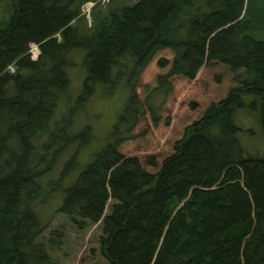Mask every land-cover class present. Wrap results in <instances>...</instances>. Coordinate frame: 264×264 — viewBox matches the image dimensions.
Here are the masks:
<instances>
[{"label": "trees", "instance_id": "obj_1", "mask_svg": "<svg viewBox=\"0 0 264 264\" xmlns=\"http://www.w3.org/2000/svg\"><path fill=\"white\" fill-rule=\"evenodd\" d=\"M95 5L90 18L83 7ZM0 21V264H264V156L235 115L254 94L264 130V0H13ZM7 25V26H6ZM40 54L33 57L32 47ZM87 77L69 113V53ZM132 63L104 147L45 225V180L91 126L75 113ZM13 65L12 72L9 66ZM135 79V80H133Z\"/></svg>", "mask_w": 264, "mask_h": 264}, {"label": "rangeland", "instance_id": "obj_2", "mask_svg": "<svg viewBox=\"0 0 264 264\" xmlns=\"http://www.w3.org/2000/svg\"><path fill=\"white\" fill-rule=\"evenodd\" d=\"M103 1V0H102ZM101 2V1H100ZM13 5V0H0V21L8 18L7 7ZM84 5L83 11L90 18L91 8ZM90 8V10H89ZM264 39V34L257 35ZM86 50L75 48L69 53V59L73 62L67 67L70 79L69 97L60 101L58 112L66 115L69 109L75 104L83 89L84 81L87 77V66L85 64ZM132 63H128L122 69V76L115 80L117 67L113 71L112 91L107 92L111 84L99 85L95 92L86 100L84 105L75 113L72 131L78 132L87 126H91L93 137L87 144L79 146L78 142L72 144L63 154L57 168L45 178V180H58L64 169V163L75 157V167L64 177L61 182V189L58 192L48 195L45 200L41 197L36 203L35 210L40 217L41 225H45L52 218L54 212L63 203L67 188L73 184L79 174L91 163L96 155L109 139L113 126L121 113L125 102L132 91L133 81L129 77ZM135 80V79H133ZM245 106L235 115V123L240 127L238 133L241 145L247 155L264 156V130L259 118V105L254 94L244 96Z\"/></svg>", "mask_w": 264, "mask_h": 264}, {"label": "bare ground", "instance_id": "obj_3", "mask_svg": "<svg viewBox=\"0 0 264 264\" xmlns=\"http://www.w3.org/2000/svg\"><path fill=\"white\" fill-rule=\"evenodd\" d=\"M7 26V25H6Z\"/></svg>", "mask_w": 264, "mask_h": 264}]
</instances>
